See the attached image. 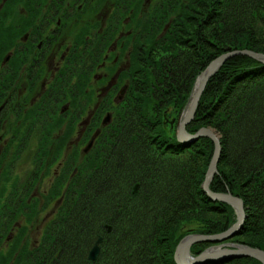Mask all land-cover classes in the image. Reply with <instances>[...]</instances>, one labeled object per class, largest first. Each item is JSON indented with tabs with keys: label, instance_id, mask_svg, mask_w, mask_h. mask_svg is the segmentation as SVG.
<instances>
[{
	"label": "trees",
	"instance_id": "1",
	"mask_svg": "<svg viewBox=\"0 0 264 264\" xmlns=\"http://www.w3.org/2000/svg\"><path fill=\"white\" fill-rule=\"evenodd\" d=\"M17 1L0 0V4L4 2L3 13L11 12ZM60 1L64 7L65 2H68V0ZM82 1L85 4L84 8L79 12L75 9V12L71 14L66 13L68 9L57 5L58 9L63 7L59 15L62 17L87 16L88 12L97 11L99 5L106 0ZM236 1L237 4L243 6L240 0H164V4H160L159 8L164 7L154 15L149 16L145 14L146 10L143 11L142 19L136 22V25L143 26L137 31L139 36L135 39L132 34L136 31L128 32L115 39L116 33L112 29L111 37L102 39V34H100V38L93 40L86 39V29L82 28L79 31L81 39L77 44L75 41L71 68L66 66L63 69L66 72L57 76L58 82L50 86L44 96L52 95L51 92L58 90L56 86L63 78L65 79L67 70L70 72L71 79L78 78L75 84L81 89L80 83L84 75L90 72L92 65L103 60V57L107 55L105 50L110 45H114L113 41L116 40V44L123 52L130 46L131 65L119 73L118 87L125 80L132 82V85L129 86L126 99L118 103L114 102L112 97H108L98 105V108H101V115L108 110H112L114 115L115 122L108 124L103 130L112 127L116 130L115 136L119 138L122 131L126 129L127 123L131 122L130 119L135 116L137 120L132 129H147L146 138L150 142V147L159 152V155L154 156L157 159L155 161L161 158L159 161L164 165L168 163L167 167L171 168H167L163 174L156 175L164 176L166 173L169 178L167 180L173 183L174 190L170 194L165 195L164 193L165 199L161 201L164 205L155 206L153 204L148 208H143L142 205L139 208L136 207L139 205L137 202L140 200L138 197L140 192L132 190L126 198L129 202L122 205L119 202L118 210L114 211L115 202L111 198L106 199V196L112 194L105 192L112 184H108L107 189L105 186L109 181L115 183L114 180L121 177L124 169L118 167L120 164L118 158H123L120 147L109 141L105 145V150L110 147L113 152L107 154L104 163L98 165V160L93 167H90L94 158L93 154L87 163H84L85 161L76 162L75 156L71 160L70 167L76 165L77 169L73 172L68 184L66 185L64 179L68 177L69 170L58 179L56 184H60V188L58 192L55 190V197L59 195L61 187L67 186V188L58 205L57 217L50 219L44 226L39 245L30 248L29 241L26 240L23 247H16L27 234V225L19 223L18 230H16L18 233L16 232L11 243L13 250L9 254L7 252L6 255V252L0 253V264H178L174 258L175 248L185 234L191 231L203 234L222 232L235 221L236 214L232 205L219 200H211L202 188L213 155V140L201 137L192 144L179 142L176 135L169 134L165 127L168 125L172 127L177 121L176 119L172 125L171 118L167 114L168 108L173 106L177 113H182L196 78L212 60L228 51L230 47L264 53V33L256 30L257 23L264 30V0H255L256 3L253 4L251 10V19L243 21V18L237 14L235 18L239 23L235 25V21H230V18L234 16V12L237 13ZM73 2L76 8L78 2L76 0ZM119 3L126 4L123 9L132 10L133 18L140 10L137 0H116V2L113 0L114 7L110 9L112 15L107 18V23L114 22L117 16L114 13L119 9ZM158 4L155 7H158ZM36 9L38 13L40 10L38 7ZM122 11L118 13L121 19L119 29H123L122 25L126 18ZM87 24L90 23L87 22ZM148 27H151L148 33L151 35L152 44L144 41L145 36L142 39ZM107 31L108 28L104 33L106 34ZM160 32L163 34L160 35ZM2 39L7 40L8 38L0 33V41ZM110 71L114 73L116 70L110 68ZM153 80L164 82V89L160 86L155 88L154 84L151 85ZM149 83L151 86H148ZM118 87L114 86L113 89ZM64 91L62 101L68 95H73L74 99L79 96V92L76 93L74 89L65 91V95ZM157 91L160 94L152 100L151 95ZM43 102L42 100L39 102L40 108ZM56 105L57 101L53 99V103L48 107V113L56 118V123L61 124L64 114L61 112L62 117L59 118ZM37 107L39 106L36 105L29 112V117H34L32 115L40 109L37 110ZM41 111L47 112V105ZM97 121L101 123V118ZM250 124L264 127V63L247 55H236L227 60L209 79L196 114L187 129L194 133L201 127L209 126L221 133L222 152L218 162V173L211 181L210 188L215 192H232L244 201L247 208L248 216L243 227L234 237L224 242L246 244L264 250V135L251 132ZM174 126L173 129H175ZM248 131L249 134L251 133L250 137L246 135ZM236 133L243 137L242 143L238 145L239 149L235 150L241 161L231 157L232 141ZM255 135V141L251 142L250 140ZM100 139H102L101 134L98 141H101ZM10 143L11 145L18 144L17 140L10 141ZM62 147L59 146L60 149ZM132 147L142 148L141 146ZM18 152L16 151L15 154L17 155ZM186 156L187 160H184ZM176 158L179 160H172ZM134 159V156L130 157L131 161ZM164 159H171V161L167 162ZM148 160L151 159L137 157L142 172L146 171L147 166L150 168ZM244 160L249 161L247 167L242 165ZM112 166H115L116 170L114 175ZM100 172L102 176H98ZM154 177L156 179L155 174L152 178ZM139 178L145 179L143 176ZM136 182L142 186V180ZM5 190L6 188L0 193V210L9 204L8 207H11L13 212L8 219L5 215H0V220L3 222L2 224L0 222V230H2L0 243L9 239V233L13 232V225H15L14 220L20 215L28 216L31 222L34 216L33 208L36 206L31 201L27 202V195H24L25 199L12 200L14 205L8 203L10 200L4 201L2 198ZM27 192L28 190L25 189L24 194ZM100 204L109 205L107 212L101 211L99 207L96 208ZM190 221L202 223V228H190L187 232L179 234L181 227L184 228L185 223ZM108 225L112 226V230H108ZM88 227L92 229L91 232L88 231ZM102 230H104V240L101 244L100 256L95 261L85 259L88 257L90 239L92 237L94 239L100 234L98 231ZM213 244L215 243H196L192 246L191 252L198 255ZM14 249L18 250L15 255ZM202 264L264 263L254 257L233 256Z\"/></svg>",
	"mask_w": 264,
	"mask_h": 264
},
{
	"label": "rangeland",
	"instance_id": "2",
	"mask_svg": "<svg viewBox=\"0 0 264 264\" xmlns=\"http://www.w3.org/2000/svg\"><path fill=\"white\" fill-rule=\"evenodd\" d=\"M137 1L139 3L140 10H139V12L137 11L135 13L134 18L132 16L133 15L132 10L123 9L126 6V4H123V3L120 4L119 3V6H118L119 9L116 10V12L114 13L115 16L117 15L115 17L114 22H109L110 24L107 23V21H106L107 18L109 17V15H112V14H110V12H111L110 9L114 6H113V0H106L105 2H103L102 6L99 5V8L97 11L92 10V11L88 12L89 14L87 16L76 15L74 19L75 20H87V21L98 20L97 23L94 22V24L90 30L86 29V31L88 32V38L91 40L98 39L101 37V35L96 36V34L102 32V27H103L104 32H105V29L108 28V31L106 32V34L104 33V35L102 36V37H104V39L107 37L108 38L111 37V30L112 29L116 33L115 39L121 37L122 35L127 34L128 32L136 31V32H134V34H132L134 39H135L137 36H139L137 31L140 30L143 26V25L142 26L136 25V22L138 20L142 19L143 11L146 10L145 14L152 16L155 13L161 11L162 8L164 7L163 6L162 8H159L160 4H164V0H137ZM106 2H108V5H106ZM115 2H116V0H115ZM240 2H241L240 4H242L243 6H240L239 4H237V1H236L235 7L237 10V13L234 12V16L231 17L232 19L230 18V21H235V25L237 23H239L238 21L236 22L237 18H235V17H237V14H238V16L243 18V21H247V20L251 19L252 6H253V4L256 3L255 0H240ZM78 3L81 4V1L80 2L78 1ZM156 4H158L159 6L155 7ZM82 5H83V2H82ZM3 6H4V4L1 3L0 4V11L3 9ZM122 9H123V11H122ZM120 11H122V14L126 16L124 23L122 25L123 29H119L121 19L119 18L118 13ZM2 12H3V10H2ZM57 16H59V14H57L56 17ZM248 23H251V22H248ZM251 24L255 25L253 23H251ZM256 25H257L256 30H259V32L264 33V30L262 28H260L261 27L260 24L257 23ZM150 28L151 27H148L146 29V31H144V35H142V39L145 36L144 41L146 43L150 42L152 44L151 35L148 33ZM155 30H157V29H155ZM161 34H163V32H160V35ZM86 36H87V34H86ZM69 38L71 39L72 37H69ZM134 39L132 40V43H131L132 45L134 43ZM69 41L70 40H68V39L65 40V44L63 43L61 46L60 53L63 50H65V47L67 45H69L68 44ZM0 42H1L0 43V50L4 51L6 40L2 39ZM113 44L114 45H112V46L110 45L105 50L107 55H105V57H103V60L96 62V64L94 66L92 65L90 68V72L84 75V78L80 83L81 89H79L77 84H75V82H77L78 78L74 77L73 79H71L70 72L67 70V76L65 77L66 81L63 78L60 81V83L56 86L58 88L57 91L51 92L52 95L48 94V96H44L46 90L49 89L50 86H52L53 84L58 82L57 76L62 74V72H66V71H63L64 68L62 69L61 65H60L59 70L55 69L57 61L60 58V56L54 57L55 52L57 51L56 46L54 47V49H52V51H51L52 53L49 55V57L43 61L42 65L40 62L39 67L41 69L40 68L39 69L41 71L38 74V80H37V84L35 85V87H33V88L27 87V83L24 81V78L26 76H24V78L22 77L23 81H21L22 86L20 88H18V90H16L17 87L16 88L11 87L10 89L7 88L6 91L3 92V94H2V90L0 89V95L2 96L0 98V102L2 103L5 98H9L12 96L13 104L16 108V110H15L16 114H10L11 109L7 110L4 107V105H2L0 103V135L4 139H7V138H10V136L15 134L16 132L18 134V131H20L19 137L22 139V142H24V145H22L23 149L20 152H18V155L15 154L16 151L13 150V147L8 149L7 152H5L6 148L3 147L4 143L0 142V145L2 146V147L0 146V193L2 192V190L4 188H6V190L4 191V195H3L2 199L4 201L10 200L8 203H11L13 205L15 203L12 200H16L18 198L19 199L20 198L25 199L26 197L24 195H27L26 200L28 203H29V201H31L33 204H36V206L33 208L34 209V216H33V219L31 220V222H29L30 220H28V216H26L24 214L20 215L18 219L16 218V220H14L15 225H13V230H12L13 232L9 233V239L0 243V253L6 252L5 253V255H6L7 252L9 254L11 252V250H13L11 243H12V239L14 238V236L18 233L16 230H18L17 225H19V223L20 224L25 223L27 225V234L25 235V237L22 238L20 244L16 247H23L24 242H26V240L29 241L28 243L30 245V248H33V247L39 245L40 238H41L43 231H44V228H45L44 226H45L46 222H48L50 219H54L57 217L58 205H59L60 201L63 199V194L65 193L64 191H66V188H67V186L63 187V188L61 187L62 192L60 191L59 195H57V197H55V190L58 192V190L60 188V184H56L58 179L62 175L66 174L67 170H69L68 177H67L68 179L66 177L64 179V180H66V185L68 184L69 180L71 179V177L73 175V172L75 171V169H77L76 165L74 167L73 166L70 167L71 166L70 164L72 162L71 160H73V157H75V156H76L75 157L76 162L80 163V162L85 161L84 163H87V160L93 154L94 158L91 162L90 167H93V164H95L98 160H99L98 165L104 163V160L106 159L107 154L109 152H111V154H112V152H113V150L110 147H108L107 150H105V148H106L105 145H107V142H109V141L114 142L115 146H116V144H118L117 147H120V152H121L123 158H118L119 159L118 163L120 162L118 167H120L119 169H121V168L124 169V171H123L124 173L121 175L120 178H117L118 176H114L117 178L116 180H114L115 183L113 181H111V182L109 181V182H107V185L105 186L107 189L108 184L109 185L112 184L110 189L105 190V192L112 194L111 196H106V199L111 198L113 200V202H115L114 211L118 210L117 208H118L119 202L121 205L129 202V200H127L126 198H127V195H129V193L132 192V190H133V192H138V191L140 192V194H138L139 195L138 197L140 200L137 202V203H139V205L136 206L137 208H139L140 205H142L143 208H148V207L152 206L153 204H155V206L164 205V202H161L165 199V197L163 196L164 193H165V195L168 193L170 194L174 190V188L172 187L173 183L168 182L167 179H169V178L166 176L167 175L166 173L164 174V176L156 175V174H163V172H165L167 168L168 169H171V168L167 167L168 163L167 164L165 163V165L163 163H161L159 161V160H161V158H158V161H155L157 159H155L154 156H155V154L159 155V152L154 150V148L150 147L151 146L150 142L146 138L147 129H145V128L139 129V130L132 129V127L136 124L135 120H137L135 118V116L132 117V119L129 118L131 120V122L127 123L126 129H124L122 131V134L119 138H118V136L117 137L115 136L116 130H113L112 127H108L109 129L103 130L105 128V126H107L108 124L110 125V124L114 123L115 120H114V115H113L112 110H110V111L108 110L106 113H103L101 115V108L99 109L98 105L102 104L105 101V99L108 97H112L113 101L118 102V103L120 101L126 99V96L129 93V91H128L129 86L132 85L131 84L132 82L125 80L124 82L121 83V86L118 87L119 73L122 72V70L129 68V66L131 65V59H130L131 47L129 46V49H127L126 51L123 52L122 49L120 48V46H118L116 44V40L113 41ZM74 45H75V43L73 44L72 50L74 48ZM230 50H236V49H232L230 47L228 51H230ZM95 54H96V52H95ZM2 56H3V54H0V61L5 60L3 58L1 59ZM108 56H110V58H108ZM6 58L9 59V56H7ZM39 59H40V57H39ZM76 60H78L77 57H76ZM76 60H75V62H77ZM85 62H87V60H85ZM86 65H87V63H86ZM43 67H45L46 69H42ZM37 68H38V66L36 67V69ZM110 68H114L116 71L114 73H112L110 71ZM38 71L36 70V75H37ZM2 80H3V74L0 71V82ZM64 81H65V83H64ZM83 82H84V86L82 85ZM196 82H197V78L194 82V85H193V88L190 92V95L192 94L194 88L196 87ZM110 84H115V85L108 87ZM153 84H154L155 88L157 86L158 87L160 86V87H163V89H164V82H162V83L159 81L155 82L153 80V82H151V85H153ZM151 85H150V83L148 84V86H151ZM72 86H74V87H72ZM114 86H117L118 88L113 89ZM206 86H207V84H206ZM86 88H87V90H86ZM72 89H74V91L76 93L79 92V96H77L74 99L73 95L72 96L68 95L62 101L63 91L64 90L65 91H72ZM65 91H64V95L66 94ZM158 94H160L159 91H157L156 93H153L151 95L152 100L154 98L156 99ZM190 95H189V97H190ZM51 98H52V100H51ZM53 99L57 101L56 107L59 111V114H58L59 118L62 117L61 112L64 114V118H63V121L61 122V124L56 123L55 122L56 118H54L53 115L48 113V111H49L48 107L51 103H53ZM32 100L34 102H32ZM41 100L44 102H43V106L40 108L39 102ZM188 101H189V99H188ZM36 105L39 106V107H37V110H38V108H40V109L32 115L34 117H29V115H28L29 112H31L32 109H34L36 107ZM46 105H47V112L41 111V109L43 107H46ZM198 105H199V103H198ZM3 108H5V109H3ZM197 108H198V106H197ZM95 113H96V116H94ZM182 113H183V111H182ZM182 113L181 114L177 113L173 106H170L167 110V114H169V118H171L170 120L172 122V125L174 124V121L176 119H177V121L174 124L175 126L173 125L175 129H173V126L170 127L171 125H168L165 128L169 134L174 133L176 135V138H177L178 121L180 120ZM108 115H110V119L108 121H104L103 123H100V121H97L98 118L99 119L101 118V120H102L105 117V119H106V117ZM175 115H177V118H175ZM189 124H187V126ZM204 127L212 128V130L214 132H216V134L218 136H220V140H221V133L219 131H217L213 127H209V126H204ZM249 128H250L251 132H254V133L257 132V134H259V135H264V133H263L264 127H262V126L257 127L254 124H250ZM242 129H243V127H242ZM172 131H174V132H172ZM50 132L55 133V142L56 143H53V144L48 143L50 146V149L52 150V153H54V156H53V160L49 161L50 158L48 157V159L46 160V164L45 163L42 164L41 162L35 160V156H36V153L38 150L37 149L38 140H40V138L45 139L48 136H49L48 137L49 139L52 138L49 135ZM82 132H83V134L81 135ZM196 132H194V133H196ZM87 133H88V135L86 136ZM190 133H192V132H190ZM6 134H8L7 137H5ZM100 134L102 136V139H100L101 141H98V137ZM239 134H241V132H239ZM250 134H249V131L246 133V135L248 137H250ZM256 135H255V137H253L250 140L251 142L255 141ZM201 137H208V136H201ZM201 137H199L198 139H200ZM208 138H210V137H208ZM4 139H2V140H4ZM177 140H178V138H177ZM242 141H243V137L239 136L236 133L235 137L233 138V141H232L233 150H232L231 157L240 160L238 157L237 151H235V150L239 149L238 145L241 144ZM183 143H189V142H183ZM190 144H192V143H190ZM59 146L60 147L63 146V147L60 149ZM132 146H136V147L141 146L142 148L138 149V148H133ZM103 147H104L105 152H104V150H102ZM221 147H222V142H221ZM121 149H123V150H121ZM41 150H42V148H41ZM97 151H99V152L97 154H95V152H97ZM214 151H215V143H214V150H213L212 158L214 156ZM4 153H5V156H4ZM43 154L44 153H42V156H43ZM85 154H88V156H84ZM130 154H133V155H130ZM116 155H117V153H116ZM132 156L135 157V159L133 161L130 160V157L132 158ZM140 156H142L143 158H146V159H151V160H148V162L150 164V168H149V166H147L148 168L146 169L145 172H142V169L140 168V163H139V161H137V157L140 158ZM115 158L117 159V157H115ZM247 158H249V157H247ZM183 159L187 160V156L184 157ZM164 160H166L167 162L169 160L171 161V159H164ZM172 160L178 161L179 158H176L175 160L172 159ZM219 160H220V158H219ZM211 161H212V159H211ZM211 161H210V163H211ZM248 163H249V161L244 160L242 165L244 167H247L246 165ZM112 167H114L113 171H112V173L114 175L115 171H116L115 166H112ZM217 168H218V164H217ZM143 170H144V167H143ZM155 170H156V172L154 173ZM161 170H163V171H161ZM207 171H208V169H207ZM207 171H206V173H207ZM216 173H218V169H217V172H215L213 177L211 178V181L213 180ZM154 174L156 176V179H155V177L152 178ZM98 176H102V173L100 172L98 174ZM142 176L145 179L139 178ZM148 176L150 179L147 178ZM108 177H109V175H108ZM99 178H98V181H99ZM205 179H206V175H205ZM205 179L203 180V183H204ZM141 180L143 181L142 182L143 187L139 184V182H136V181H141ZM211 181H210V183H211ZM179 182H182V181H179ZM64 183H65V181H64ZM203 183H202V188H203ZM136 185H138L137 190H134ZM85 186H87V184ZM181 186H182V183H181ZM25 189L28 190V192L26 194H24ZM203 191H204V189H203ZM15 192H17L18 194H16ZM217 193H232V192L226 191V192H217ZM13 196H15V197L12 198ZM120 198H123V199H120ZM211 200H213V199H211ZM213 201H217V200H213ZM225 203H227V202H225ZM228 204H230V203H228ZM230 205H232V204H230ZM8 206H9V204H7L3 210H0L1 211L0 215L1 216L5 215L6 219H8V216L10 218V216L13 212L12 208L8 207ZM98 207L101 208V211L107 212V208H109V205L100 204L96 208H98ZM232 207L234 208V212L236 214L235 215L236 219L226 230H224L222 232L227 231L231 226H233L236 223V221L238 219L237 210L233 205H232ZM244 209H245V213H246V217H245V220H246L248 214H247V211H246L247 208L245 207V205H244ZM263 217H264V215H263ZM245 220H244V222H245ZM0 222H1V224L3 223L2 220H0ZM201 224L202 223L198 224L195 221L187 222L184 225L185 227L182 228L183 227L182 226L178 233L179 234L185 233L190 228L200 229V228H202ZM243 225H244V223H243ZM108 226H110V225H108ZM89 228L90 227H88V229ZM108 230L109 231L112 230V226H111V229L108 228ZM88 231L91 232L92 229H89ZM102 231L101 232L98 231L100 234L95 236L94 239H93V237H92V239H90V242L88 244L89 248L87 250V256L88 257L87 258L85 257V259L89 258V252H90L91 248L94 246L95 242L98 240V238L103 237V240H104V230H102ZM1 232H2V230H0V235H1ZM191 233H198V232H192L191 231L188 234H185L182 238H184L186 235H189ZM218 233H221V232H218ZM201 234H203V233H201ZM214 234H216V233H214ZM236 234L230 236L229 238L234 237ZM103 240L99 243L100 244V254H101V250H102L101 244H102ZM225 240H227V239H225ZM225 240L213 242L215 244H213L211 246H214L215 248L219 246L220 248L224 249L225 247H227V244H228V243L224 242ZM179 242H178V244H179ZM200 242H210V241H200ZM197 243H199V242H197ZM194 244H196V243H194ZM231 244L246 245V244H239V243H234V242ZM177 245H176V248H177ZM176 248H175V251H176ZM256 248H258V247H256ZM14 250H15V252H14V255H15L18 250L17 249H14ZM100 254H99V256H100ZM227 257H233V256H227ZM234 257H241L242 258V257H250V256H234ZM174 258H175V253H174ZM224 258H226V257H224ZM89 260L95 261V260H92L90 258H89Z\"/></svg>",
	"mask_w": 264,
	"mask_h": 264
},
{
	"label": "flooded vegetation",
	"instance_id": "3",
	"mask_svg": "<svg viewBox=\"0 0 264 264\" xmlns=\"http://www.w3.org/2000/svg\"><path fill=\"white\" fill-rule=\"evenodd\" d=\"M3 1L6 2V0ZM76 1H81V4H76V8H74L75 6H73V0L65 2V7L60 0H18L14 3L15 7H12L11 12L1 13L0 33L2 35L4 34V37H8L5 43L4 51L0 50V54H3L1 59H5L0 61V71L3 74V80L0 82L2 94L7 88L10 89L11 87H17L16 90H18V88L22 86L21 81H23L24 76H26L24 81L27 83V87H35L38 80V74L41 71V68L39 67L40 62L42 65L43 61L52 53L51 51L55 46L57 51L55 52L54 57L60 56L55 69L59 70L60 65L62 66V69L66 66H68V68L71 67L72 57L74 56L72 52L73 44L75 41L77 44V42L81 39L79 36L80 34H78L79 31H81L82 28L84 30H90L94 22L97 23L98 21L75 20V17L70 15L69 17H62V15L56 17L57 14L61 13L63 7L68 9V12H66L68 14L74 13L75 9L77 12L81 11L85 5L84 1ZM102 4L103 3H101V6ZM57 5L63 6L62 9H58ZM106 5H108V2H106ZM37 7L40 10L38 13L36 9ZM87 22L90 24L88 25ZM85 32L87 34L86 39L88 40V32ZM100 34H102V36L104 35L103 27L102 32L97 33L96 36ZM69 37L72 38L70 39ZM67 39L70 40L68 43L69 45H67L65 50L60 53L61 46L63 43L65 44V40ZM102 39H104V37H102ZM7 56H9V59L6 58ZM37 66L38 68L36 69ZM45 67L42 69H46ZM36 70H39L37 75ZM82 85L84 86V82ZM112 85L115 84H110L108 87ZM1 97L2 96L0 95V98ZM4 100L0 103L4 105L7 110L11 109L10 114H16V108L13 104L12 96L5 98ZM32 102L34 101L32 100ZM103 119L101 120V123H103ZM82 134L83 132L81 135ZM49 135L52 138L49 139L48 136L45 139L40 138V140H38L36 160L42 164H46L48 157L50 158L49 161L53 160L54 156V153H52L48 143H56L55 133L50 132ZM87 135L88 133L86 136ZM7 136L8 134L5 135V137ZM19 136L20 131H18V134L16 132L7 139H4L0 135V142H3V147L6 148L5 152L12 147L13 150L19 152L23 149L22 145H24V142H22V139ZM14 140H17V145L14 143L11 145L10 141ZM42 153H44L43 156Z\"/></svg>",
	"mask_w": 264,
	"mask_h": 264
},
{
	"label": "water",
	"instance_id": "4",
	"mask_svg": "<svg viewBox=\"0 0 264 264\" xmlns=\"http://www.w3.org/2000/svg\"><path fill=\"white\" fill-rule=\"evenodd\" d=\"M235 55H247L251 58L264 63V53L257 52L250 49H236L227 51L214 60L199 74L197 77L196 87L194 88L192 94L189 97V101L183 110L180 120L178 121L177 126V138L180 142H195L201 136L210 137L215 143V151L212 161L209 165L208 171L206 173V179L203 183L204 191L210 196L213 200H220L232 204L238 213V219L236 223L231 226L227 231L216 233V234H201V233H191L182 238L177 245L175 251V260L178 264H202L206 261L217 260L227 256H250L255 257L261 260L264 263V250L249 245H237L228 243L227 247L224 249L211 246L205 249L199 255H193L191 253V247L194 243L200 241H210L217 242L228 239L230 236L236 234L238 230L243 226L246 213L244 209V201L232 193H217L212 191L210 188V181L214 173L217 172V164L222 152L220 136L211 129L207 127L200 128L196 133H190L187 130V124H189L197 110L198 103L203 94V91L206 87L208 80L221 68V66L231 57ZM110 115L104 119L108 121ZM135 186L134 190H137ZM111 229V226H109ZM103 240V237H99L95 242L94 246L89 252V258L96 260L100 254V242Z\"/></svg>",
	"mask_w": 264,
	"mask_h": 264
},
{
	"label": "bare ground",
	"instance_id": "5",
	"mask_svg": "<svg viewBox=\"0 0 264 264\" xmlns=\"http://www.w3.org/2000/svg\"><path fill=\"white\" fill-rule=\"evenodd\" d=\"M212 129V128H211ZM216 133V132H215ZM218 136V135H217Z\"/></svg>",
	"mask_w": 264,
	"mask_h": 264
}]
</instances>
